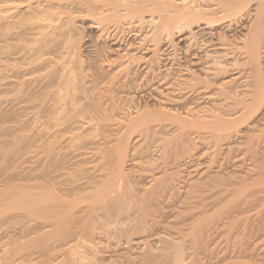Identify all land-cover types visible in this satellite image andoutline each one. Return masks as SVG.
<instances>
[{
  "label": "rangeland",
  "instance_id": "1",
  "mask_svg": "<svg viewBox=\"0 0 264 264\" xmlns=\"http://www.w3.org/2000/svg\"><path fill=\"white\" fill-rule=\"evenodd\" d=\"M254 1L250 2V4L247 5L248 7L243 10L244 12L242 11L240 16L237 15L234 18L233 16L230 18L229 16L227 18L224 17L225 19L222 18V20H219L217 22L218 25L211 29L205 28V26L203 25H201L200 27H194L193 30L196 34L194 35L195 37L188 40L189 42L186 40L181 41L178 39L179 36H184V34H174L172 37L173 43L169 42L167 37L162 40L158 46L159 60L156 62V66L160 67L157 70H160L154 71V73L151 75V79L149 78L150 80L147 76L143 77V75L141 74L142 71H140L141 69L135 65L136 67H138L137 69L141 76L137 71V73H135L134 75L133 73H130L129 79L128 77L124 79L119 78L120 80L118 79L117 82L115 80H112L113 83L109 80L107 83H103L101 85H98L97 87L92 86L90 81L92 78V76H90L92 69H86L84 74L87 73L89 76L87 74L85 75L89 78H85V82L87 81V83H85L84 86H89V88L87 87V92L90 89V92H88L89 94L91 93L90 96L92 97L90 99V102L95 104L98 103V105L101 104L102 107H105L103 105L107 104V108L110 106H115L114 108L111 107L112 109L110 108V110L112 111L114 109L113 112L108 110L110 114V120L107 117L108 120L106 121V123L108 122L109 125L106 129H104V131H98L97 128H90L91 124H95L96 122L101 120V117L99 116L98 118L100 119H98V121H96L97 116L96 118L95 116H92L93 114L89 116L91 112L87 113V115L89 116V119H87L88 117H86L87 115H85L86 112H83V116L82 113L78 114L77 112L73 111L71 106H65V109L58 108V110L54 108L56 106L55 104H52L53 106L55 105L54 107L50 104L51 102H55L53 100L47 99L46 97L43 98H45V100H48V102L46 101L45 103V100L43 102L42 99L38 100L37 102L40 103V105L38 106L40 108H38L37 105L39 103H36L35 101V104H37V108H34L31 107L30 104H26V102L22 101L21 98L19 99L18 95L16 96L15 91H12L13 88H11L13 86L10 87V85L12 84L4 87L6 89L9 87V89H7L8 92L0 94V211H3L0 214V264H10V262L12 263L13 261H15L14 264H58V262H60V260L64 258L66 249L69 245L73 244L72 241L71 244L68 243L67 246L66 244L62 245V243L58 240L60 244L58 245L56 241L57 238L56 240H54V237L52 236L53 239H50V236H48L49 234H42V232L45 230L48 233L50 232V235L53 234L52 232L56 230L55 227L50 226L47 228L45 227L44 229L41 228L40 224L42 222L41 225L44 226V219H41L39 217L35 219L37 215L35 216L34 213H30L29 211L28 212L31 215L29 214V217H27L28 212L26 210L29 208L28 206H25L26 210L23 211L20 208L18 209V207H11V204H13L14 201L19 198V196L23 195L24 197L25 191V197L27 196L26 198L24 197L26 204L29 201V203H31L32 201L38 202L37 200H39V193H41L44 187L46 186L44 190L50 189L49 191H52L53 189L55 190V192L58 191L57 188L62 190L70 188V190L72 189V192L73 190H75L74 192L77 193L76 196L79 197L77 198L75 196V199L80 200V202L83 201V203L85 202V206L83 205V203H81V205L86 208L88 206L86 201L92 202L93 197L97 196L100 190H102V188H104L107 183H109L110 181L112 182L113 179H117V175L114 172L116 167V151L115 147L113 148V146H115V141L118 138L124 136L125 128L123 126L130 119V117L132 118L136 116V110H138V107H142L143 105H145V103L146 105H150L152 108H156L157 104L166 105L168 107L174 106L175 99L177 98V96H180L182 95L181 93L186 92L187 96L185 95L186 98H184V100L192 103L191 106H194L195 110L194 114L201 115L203 113H211L212 111L214 113L220 114L223 119L225 118V120L235 117L236 113L239 112H237V110H239V108H242L241 105L244 104V102L246 101H244L243 99H247L249 101L252 97V92H250L252 87H248L249 85L247 86V84H251V81L254 80L253 77L256 74L254 69H250L251 66L248 63L246 64L247 50L243 43V40L245 42V37L248 28L251 25L250 22H252L254 18L253 14H255V11L253 10L255 9V5H257V3H255ZM35 2L36 0H11L7 3L9 5L8 7H11V10H9L8 13H24L27 11V6L29 5V3H31L30 5L33 6L36 4ZM41 2L42 4H46L47 0H41ZM203 3H206L209 7H211L210 9L213 8L212 10L217 7L216 12H218V10L220 9L218 7L217 0H205L202 2V4ZM71 6L72 5H70V7ZM70 7H67L68 10L66 9V7L60 9V15L62 21L64 20L63 22H66V20L69 19V15L71 18L73 17V21L69 24V26L73 28V31L71 32V35L69 34L68 36H72L70 41L79 40V49L80 51H82V58L85 60L84 63L87 66L88 64H90L91 57L94 55V53H92L95 51L94 44H111L112 40L110 41V38H108L104 34V32H98L100 31L98 28L92 27L93 19L91 16L87 15L86 13H79L74 8ZM220 15L221 13L218 14V16ZM127 18L129 19V17H125L121 21L122 25L120 24V27H129V24H127L126 22H130V20H128ZM133 24H136V22H131L130 25ZM108 26H111L110 30L114 29V25H112V22H110V24H104V27ZM134 28H137L139 34L143 35H139V37L130 35V33H128L127 31V28L125 32L122 33L123 39L121 41L125 44L131 42L133 47H137V50L139 52L138 55L146 54L144 53L145 43L143 42V39L144 34H149L151 25L149 23L142 22L137 24V27ZM19 30H12L13 37L16 36ZM32 31L30 32H35ZM100 34H103V36H99ZM68 36H63L62 39L60 37L59 40L61 41L64 38L66 39L68 38ZM26 37L31 38L32 35L29 33V35ZM260 38L262 39H260V41H262L260 43V51L263 52H260V66L264 68V30ZM16 41L17 40L15 39L11 40V42L13 43H16ZM0 43L1 45L4 44L2 37L0 38ZM170 43L172 44L170 45ZM89 53L92 55H89ZM54 54H52L51 57H48L52 58V61H56V63H58L56 66L58 68L62 59H59L60 57L57 56V53ZM107 54L115 55L116 53L112 51L111 53L107 52L106 55ZM17 56H11L13 60H2L0 62V70H2V68L4 67L3 65L7 64L6 67H8L7 69L9 71L7 72V74L11 76V78L9 77L8 80L11 83L17 81V78L12 75L13 70L16 69L15 66L12 65L18 63V61L15 60ZM53 56L56 57V59H53ZM200 56V63H195V59L200 58ZM215 56H217L224 62H227L229 65L226 66L227 69H225L224 74L221 75L220 73L217 77H213L210 75L209 79L212 80L213 78V80L210 81L209 87H207L205 90L206 94H210V97L208 96L205 98H201L194 93H189L190 88L187 84H183L184 81L187 80V78L191 76V73L194 72H199L202 76V73L206 71L203 70V67H207L208 65L213 66L212 61L210 60L212 59V57ZM11 67L14 69H12ZM48 67L49 68L47 69L56 68L53 62L52 65L50 64V66ZM237 73H239V78L236 82L232 84L234 93H232V95L229 94L231 96H228L226 98L223 94L217 91V85L214 82L216 79L221 78V76L230 78L236 75ZM132 77L136 78L132 79ZM161 77L162 81L163 78L166 77V80L164 79L163 82L165 83L166 81H170L169 85L171 84V87H168V85H166L167 87L164 88L165 85H163L162 81L160 80ZM126 81L128 83H126ZM126 84H128V86ZM182 89H185L184 92ZM241 100H243V103H239V101ZM101 105L99 106L101 107ZM50 107L51 109L53 108L54 110H58L59 112L50 110ZM49 110L52 111V114L49 113ZM196 110L201 111H199L198 113ZM252 112V115H249L250 118L247 119L248 121L241 124L242 126L239 125L240 128H236L239 131H233V136L231 135L230 138L221 141L218 144L209 142L212 139L210 137L211 140H209L208 136H210V132H208L207 129L190 128L187 129L188 132H185L187 136L185 134L186 141H184L183 144H181L182 142L178 144H174V142H171L169 145V142H166L167 144L164 146L163 141L165 140V138H167V140L171 138L170 140H172V137L174 136H170L174 133L173 129L175 128L171 129V126L169 125L170 122L168 120L163 123L160 122V124L159 122L152 123V127H148L147 129H145L146 131L144 130L139 132L135 131L133 133L131 132L132 134L130 133V142H128L129 150L123 166L124 178L120 180L121 186L119 188V191H117L118 193H116V190H114L115 188H112L114 191L111 192L112 194L110 193V198L112 200L115 199V195L120 197L122 194V196L124 197L129 196L127 198H124L126 199V210L124 212H121V214H118L119 216L115 214L113 215L112 211H110L112 210V208L109 207L111 208L109 210V208L107 207L109 205H104L103 203H96L100 204L98 205L100 207H96V213L98 211L96 217H98L99 215L98 218H102L98 219L95 217L99 227L95 230L94 234L95 247L98 249V255L101 256L100 258L108 256L113 257V259L111 258V260L107 261L109 263L112 262L114 264L118 261L125 259L129 261L133 260L135 262L141 257L140 253L141 251L143 252L144 248L141 250L140 248L142 246L139 248L137 247V245L134 244L136 239L142 235L144 237L145 233L134 230L132 231L130 230V228L132 229L138 224L137 219L141 215L140 213L143 210L142 207H144V209L146 208L147 211L149 210L150 213L148 215L147 220L149 226L147 225L148 228L146 226V231L147 229H149V234L154 233L152 234L154 235L153 237H155L156 230L157 234L159 235L165 234L166 231L167 239H170L171 235L174 236L173 233L176 230L181 229L180 227L185 230L186 233H184V230L181 229L183 230L182 237L185 235V238L183 237V240L179 238L183 242L179 239L177 240L182 243L186 241L183 245L186 249L185 252L187 251V254L189 253L190 255V258L187 260L190 261V263L188 262L189 264H225L226 261H228V259L225 260V257L231 256L233 259L234 254L235 256H238V254H240L237 251H240L241 249V251H243L245 250V248L247 250H245L246 253H251V250L253 249L252 251H254L253 253L256 255L253 259L250 260L248 258H245V261H249L250 264L254 262L255 264H262L263 261L261 260V258L264 249V176L256 174V171L259 169L260 166L261 161L259 160V162L257 160L259 157H261L262 151L260 148L263 144V135L261 132L258 133V131H260L263 126L260 127L262 125V121H260V113L262 112L261 109L260 111H256L255 109V111L252 110ZM100 115L102 114L100 113ZM91 116L94 118H91ZM182 116H184L185 118H190V115L186 113H183ZM83 118L85 119L83 120ZM122 122L125 123L123 124ZM82 128L84 131L82 130ZM245 128H248L249 130L247 129L246 131H250V133H252L250 129L254 128L253 133L256 134H253L254 139L252 140V142L254 141V146L252 147L253 152L251 151L252 155H249L250 152H245L246 150H244V148L247 146L246 144L242 143V136H245V134L242 133H244L243 131H245ZM80 136L82 137L80 140H78V142L76 138ZM179 144H181L182 146ZM46 147L50 149L51 153L47 151L48 149ZM46 151L48 152V154H46ZM102 152L107 155L104 156L105 154L103 155ZM49 153L51 155L47 156L49 155ZM108 154L110 156H108ZM113 173L116 178H114ZM48 176H50L51 179L50 177L48 178ZM153 176H155L157 181L158 176L160 181L162 180V178V181H164L165 178V182L167 181L165 191L154 190L156 192H151V190L153 191V189L156 187L155 184L158 185V182L156 180H153ZM228 177L233 180L239 178L237 181H244L245 183H248V185L253 184L249 186L250 190L247 192V194H245H250L246 198L247 201L245 205L244 203L240 204L241 201L238 200L239 198H236V196H232L233 194L224 195L225 198H227L225 199L223 198L224 196L220 197L216 193L219 191L218 189H223L224 187H226V184H222L221 181L223 179L225 181ZM221 178L222 180H220ZM241 179L242 181H240ZM42 181L45 185L40 184L43 183ZM62 181H64V183ZM50 184H58V186L52 185L51 188ZM61 184L65 186L63 187L61 186ZM30 185L31 188H29ZM40 185L44 187H41ZM11 190L12 192H10ZM21 190L23 191L21 192ZM20 192L22 193V195L20 194ZM14 194H18L19 196L17 195V198L15 199L16 195ZM78 194H81V196ZM30 195L32 198H30ZM58 195L61 196L62 194ZM63 195V198H66V200H70L75 195V193L73 195L72 193H70L69 196L71 198H67L68 195L66 196V194ZM11 196H13L14 198ZM87 196L91 197V200H87ZM82 197H85V200L81 201V199H83ZM213 197L216 198L214 199ZM219 197L222 198V200L219 199ZM36 202H32L33 207L35 205L38 207ZM8 206L9 208L11 207L13 209H9ZM78 206H80V204ZM105 206L108 209H106ZM85 208H78L80 212L76 208L78 211L77 216H75L76 213H72L77 212L76 209H74L75 211L70 210V212L72 211L71 213L74 214V219H71L75 220V222L78 221L81 223V221L83 220L79 221L78 218L80 216V213V219L86 218L83 217L85 215H82L84 210H86ZM19 210L22 211H20L22 213L21 216H19ZM32 210L33 212H36L34 211V209ZM108 211H110L109 213L112 214H107ZM16 212L17 214H14ZM70 212L69 216L71 214ZM85 213L86 212H84L83 214ZM12 214L13 217L16 216L15 219L10 216ZM110 216L113 217L110 218ZM26 217L28 218V220ZM10 218L12 220H10ZM107 219H111L110 222H108ZM192 221H196V223H193ZM24 225L27 229H24ZM78 225L79 223H77V225L73 224L74 227H72V230H78ZM196 225L198 229L197 231L203 228L199 231L200 239L199 236L197 237L199 233L195 229L192 230V227L196 228ZM37 227L43 230H40L39 228L37 229ZM51 227L55 228V230H52ZM21 229L27 233V236L29 235L27 239L24 238L25 240L19 238V232H22ZM194 230L196 231V238L195 236H192L194 235ZM191 236L194 239H192ZM129 239L131 241H129ZM148 239L151 238L149 237ZM190 239H192V241L194 240L193 243H191ZM197 242L199 244H197ZM28 247L29 249H27ZM136 251L139 252L140 256H137L138 253H136ZM51 253H53V255H51ZM25 254L26 256L27 254H30L29 257L30 259L32 258L30 262L27 260H24V262H21V260H17L21 255L22 257H24ZM136 256L139 258L137 259ZM114 258L116 261H112L114 260Z\"/></svg>",
  "mask_w": 264,
  "mask_h": 264
},
{
  "label": "bare ground",
  "instance_id": "2",
  "mask_svg": "<svg viewBox=\"0 0 264 264\" xmlns=\"http://www.w3.org/2000/svg\"><path fill=\"white\" fill-rule=\"evenodd\" d=\"M9 1H11V0H0V38L2 37L3 42H4L3 45H1V43H0V45H1L0 46V56H1L0 62L2 60L3 61L4 60L5 61L13 60L11 58V56H13V55L17 56V54H18V56L15 58V60L18 61V63L16 62L17 64H14V65L11 64L12 66H15V68H16L15 70H13L12 75L15 78H17V81L14 83L9 82L8 79H9V77L11 78V76L7 74V72H9L7 69L8 67H6L7 64L6 65L2 64L4 67L2 66L3 68H2V70H0V94L8 92L7 89H9V87L7 89L4 87L12 84V85H10V87L13 86L11 88H13L12 91H15L16 96L18 95L19 99L21 98L22 101L26 102V104L27 103L30 104L31 107L35 108L37 105V104H35V101H36V103H39L37 101L42 99L44 102L45 98H43V97H46L47 99L53 100L55 102V103L49 102L51 105L52 104L56 105V106L54 105L55 107L52 105L55 109H58V108H61V109L64 108L65 109V106L66 107L71 106L73 111L77 112L78 114L82 113L83 116H84L83 112H86L85 115H87V113L91 112L89 114V116L91 114H93L92 116H95V118L97 116V120L95 119L96 121H98V119H100V118H98V116L101 117V120L96 122L95 124H91L90 128H95V129L97 128L98 131L99 130L104 131V129H106L109 125V123L108 122L106 123V121L108 120V118L110 116L109 111H112V110H110V108L111 107L114 108L115 106H110L111 105L110 104V105H108L110 107L107 108V106H106L107 104L103 105L105 107H102V105L99 104V105H101V107H100L98 105V103L95 104V103L90 102V99L92 98L90 96L91 93L90 94L88 93V92H90V89L87 92L89 86H87L88 88L84 86V84L87 83V81L85 82V78H87L89 76L87 73H85V74H87L88 76H86L84 74L86 69H92V72L90 75V76H92V78L90 81H91L92 86H97V87H98V85H101L103 83H107L109 80L111 82H112V80H115L117 82L119 78L124 79V78L128 77V79H129V77H130L129 74L133 73V75H134L135 73H137L138 67L141 69L140 71H142L141 74L143 75V77L147 76L148 79L149 78L151 79V75L154 73V71H156L158 68H160L159 66H156V62L159 60V54H158L159 47L158 46L162 40H164L167 37L169 42H172L173 41L172 37L174 34H184V36H179L178 39L181 41H184V40L188 41L189 39L195 37L194 35L196 33L193 30L194 27H200L201 25H203V26H205V28L211 29V28L217 26L218 25L217 22L219 20H222V18H224V17L227 18L229 16V18H230L233 16V18H234L237 15L240 16L242 11L248 7L247 5L250 4V2H253L254 0L253 1L252 0H217L218 1V7L220 8V9L218 8L219 9L218 12H216L217 7L214 10H212L213 8L210 9L211 7H209L206 3L202 4V2L205 0H47L46 4H42L41 0H36V2H35L36 4L33 6H31L30 5L31 3H29V5L27 6L26 12H24V13H18L17 12L15 14L8 13V11L11 10V7H8L9 5L7 4ZM256 1H254L255 3H257V5H255V9L253 10V11H255V14H253L254 18H253L252 22L249 21L251 23V25L248 28L247 34L245 33L246 34V37L244 36L245 42L243 40V43H244L246 50H247V52H246L247 53L246 54L247 55L246 56V60H247L246 64L248 63L252 67V68L250 67V69H254L256 74L254 72L255 76L253 77L254 80L251 81V84H249V83L247 84V86L249 85L248 87H250V86L252 87L251 91H250V92H252V95H251L252 97L249 101L247 99H243L244 101L246 100L245 101L246 103L244 102V104H242V105L240 104L242 106V108H239V110H237V112L239 111L240 114L238 112V113H236L235 117H233L231 119L229 118L228 120H225V118L223 119L220 114L214 113L212 111H211V113H203L201 115H196V114H194L195 113L194 106L193 107L191 106L192 103L184 100V98H186V96H187V93L184 92L185 89L184 90L182 89L184 93H181L182 95L177 96V98L175 99L174 106L168 107L166 105L157 104L156 108H152L150 105H146V103H145V105H143L142 107H138V110H136L137 114L135 117H132V118L130 117V119L126 123L122 122L123 124L125 123V125L123 126L125 128L124 136L121 135L122 137L118 138L117 140L115 139L116 140L115 146H113V148L115 147V151H116V154H115L116 167H115V170L114 169L113 170H114L115 174L117 175V179L116 180L113 179V181L112 182L110 181L111 183L110 182L107 183V185L104 186V188H102V190H100V192L98 191L99 192L98 195L93 197L92 202L90 201L91 203L89 201H86V203L88 204V206L86 208L84 207L85 202L83 203V201H82V200H85L84 199L85 197H82L83 198V199H81L82 202H80V200L75 199V196L77 195V193L74 192L75 190H73V192H72V189L70 190V188L64 189V190L57 188L58 191L55 192V190H53V189H52V191H49L50 189L49 190L47 189L48 191L44 190L46 186L44 187V186L40 185L41 187H44V189H43L44 191L43 190H42V192L40 191L41 193H39L40 195L38 196L39 200H37L38 202L35 201L36 204L38 205V207L34 204L36 206V207L34 206L35 208L33 207V203H35V202L32 200L31 201L33 203L32 202L29 203L30 202L29 201L28 202L29 204L28 203L26 204L25 199H24V197L26 195V191H25V193L23 192L25 194L24 197L21 193L23 190H21V192H20V194L22 196H19L18 194H14V195H16L15 199L17 198V195L19 196V198L16 199V201L13 200L14 203L11 204L12 205L11 207H13V208L18 207V209L20 208L24 211V210H26L25 206H28L29 208L26 211L27 212L29 211L30 213H34L35 216L37 215L35 217V219L37 217L44 219V222H43L44 226L41 225L42 222L40 221L41 222V224H40L41 228L44 229L45 227L47 228L50 226H53L56 228V230H55V228L51 227L52 230H55L54 232H52L53 234L50 235V232L48 233L45 230L46 232L45 231L42 232L43 235L49 234L48 236H50V239L51 238L53 239V237H54V240H56V238H57L56 241H57L58 245H60L59 241L62 243V245L63 244L67 245L68 243L71 244V241H72L73 244H71L69 246L67 245L68 248L66 249V253L63 252V253H65L64 258L62 260H60V262H58V264H113L112 262L109 263L107 261V260H111V258L113 259V257L108 256V257L100 258L101 256L98 255V249L95 247L94 234H95V230L98 229V227H99L98 222H96V218L99 217V215H98V217H96V215L98 213V211L96 213V209L98 207H100L98 205L103 203L104 205L105 204L109 205V206H107L108 208L109 207L112 208V210H110L111 208H109V210L112 211L113 215L114 214L115 215L121 214V212H124L126 210V208H125L126 199H124L126 196L124 197V196H122L123 194L120 193V194H122L121 197L115 195V199L112 200L110 198L111 197L110 193L113 192L114 190H116V193H118L117 191H119V188L121 186L120 180L124 178L123 177L124 176L123 166H124L127 154H128V150H129L128 149V142H130L129 140H130L131 134L135 131L136 132L137 131L138 132L144 131L145 129L150 127L152 125V123L159 122V124H160V122L163 123V122H166V120H168L170 122L169 125L171 126V129L175 128V129H173V132L175 134L173 133L172 135H170V136L174 135L172 137L173 139L170 140L171 139L170 138L167 140V138H165V140L163 141L164 146L168 142H169L168 143L169 145L171 142H174V144H178V143L182 142L181 144H183V142L186 141V139H185L186 133L185 132L186 131L188 132L187 129H190V128L191 129L192 128L207 129L208 132H210V136H208L209 140L212 139L209 142H213L214 144H218L221 141H224V140H227L228 138H230L231 135L233 136V134H232L233 131L235 132V130H238L236 128L239 127V125L248 121L247 119L250 118L249 115H252V113H253L252 110L255 111V109H256V111H258V110L260 111V109H261L262 112L261 113L259 112V113H260V121H262V125L260 127L263 126V128H261V129L259 128L260 131H258V133L261 132L263 135V138H262L263 144L261 145V148H260L262 151L261 157H259V158L257 157L258 160L256 158L257 161H259V160L261 161V162L259 161L260 166H259V169L256 171L257 172L256 174L264 176V68H262L260 66L261 65L260 52H262V51H260V43L262 42V41H260V39H261L260 36L264 30V0H256ZM70 5H72V6L70 7ZM68 6L70 8H74L79 13L80 12L86 13L87 15L91 16L93 19L92 27L98 28L100 30L98 32H104V34L108 38H110V41L112 40L111 44L110 43L109 44L106 43V45L94 44L95 45L94 46L95 51L92 52V53H94V55L91 57L90 64H88L87 66L84 63L85 60L82 58V56H83L82 51H80V49H79V45H78L79 40H73L72 39L73 41H70L72 36H70V37L68 36L69 34L71 35V32L73 31V28L71 26H69L70 22L73 21L72 20L73 17L71 18L69 15V17H68L69 19H67L66 22H63L64 20L62 21V18L60 15L61 14L60 9L66 7V9L68 10V8H67ZM12 8H14V7H12ZM219 13H221L220 16H218ZM125 17H129V19L128 18L127 19L130 20V22L129 21L126 22L127 24H129V27L123 28L120 26L122 25L121 21ZM231 19H230V21H231ZM110 22H112V25H114V27H113L114 29H112V30H110L111 26L104 27V24H108V23L110 24ZM131 22H136V24L130 25ZM142 22L149 23L151 25V29H150L148 35L144 34V39H143L144 40L143 42L145 43L144 53H146V54L138 55L139 52L137 50V47H133L131 42L130 43L128 42L125 44L121 40L123 39L122 33L125 32V30L127 28H128L127 31H128V33H130V35H134L137 37H139V35L140 36L143 35V34H139V31H137V28H134V27H137V24L142 23ZM119 28H121V29H119ZM13 29H17V30L20 29L17 32L16 36L14 35L15 37H13V35H12ZM31 29L35 32L31 33L30 32V31H32ZM28 31L32 35L31 38L26 37L29 35ZM101 35L103 36V34H100L99 36H101ZM63 36H65V37L68 36V38H66V39L64 38L63 40L60 41L59 38L61 37V39H62ZM13 38L15 40H17L16 43H13L15 41L11 42V40H14ZM68 42H69V44H68ZM172 43H170V45ZM112 51H114L116 54L115 55H113V54H107L106 55L107 52L111 53ZM54 53H57L58 54L57 56L60 57V58L59 57H57V58L62 59L61 63L59 62L60 68H59V66H58V68L56 67L58 64V63H56V61L54 62V61H52V58L48 57V56L51 57V55ZM89 55H92V54L89 53ZM54 58L56 59V57L53 56V59ZM200 59H201V56H200V58L195 59L196 61H194V62L200 63ZM210 61H212L213 66H209V65L207 67L204 66L203 70H206V71L202 73L203 74L202 76L199 72L198 73L194 72V73H191V76H189V78H187V80L184 81L183 84H187L188 87L190 88L189 93L190 92H191V94L194 93L201 98H205L208 96L210 97V94H206V92H205L206 88L209 87V85H210V81L213 80V78H212V80L209 79L210 75L213 77H217L220 73H221V75L224 74L225 69H227L226 66L229 65L227 62H224L223 60L219 59L217 56L212 57V59ZM52 62L56 68L47 69V68H49L48 66H50V64L52 65ZM13 63H14V61H13ZM207 63H209V62H207ZM135 65L138 67H136ZM12 69H14V68H12ZM159 70H157V71H159ZM40 72H42V73H40ZM138 73H139V71H138ZM10 74H11V72H10ZM141 74L139 73L140 76H141ZM238 74L239 73H237L236 75H234L233 77H230V78L221 76V78L216 79L215 82L213 81L217 85V88H216V89H218L217 91L220 92L221 94H223L226 98L228 96L230 97L232 95V93H234L232 84L234 82H236L237 79L239 78ZM207 77H208V79H207ZM133 78L134 77H132V79ZM141 79H142V77H141ZM161 79H162V77L160 78V80ZM164 79L166 80V77L163 78V81H164ZM123 81H125V80H123ZM145 81H146V79H145ZM163 81H162V83H163V85H165L164 88L167 87L166 85H168V87H171L170 86L171 84L169 85L170 81H168V82L166 81L165 83ZM126 83H128V82L126 81ZM118 85H120V84H118ZM126 85L128 86V84H126ZM143 85H145V84H143ZM117 87H119V86H117ZM113 90H115V89H113ZM229 94H231V95H229ZM243 100L239 101V103L240 102L243 103ZM22 101H20V102H22ZM46 101L48 102V100H45V103H46ZM102 104H104V103H102ZM39 105H40V103L37 105V107ZM112 105H113V103H112ZM38 108H40V107H38ZM41 108H42V105H41ZM49 109L52 111H56L53 108L51 109V107ZM52 111H50L49 113H51ZM113 111H114V109H113ZM199 111H201V110H199ZM199 111H197V112L199 113ZM112 112H110V113H112ZM100 113L102 115H100ZM183 113L190 115V118H185L184 116H182ZM106 115H108V116H106ZM113 115H115V114H113ZM89 116L88 115L86 116V117H88L87 119H89ZM92 116H91V118H94ZM220 116H221V118H220ZM66 117H67V115H66ZM63 118H65V117H63ZM84 119L85 118H83V120ZM245 119H246V121H245ZM109 120H110V118H109ZM115 123H116V120H115ZM251 125H253V124H251ZM259 125H260V123H259ZM247 129L248 128H245V131H243L244 133H242V134H245V136L244 135L242 136L244 138V139L242 138V140H243L242 143L246 144V146H247V147H245L246 149L244 148V150H246L245 152L246 153L250 152L249 155L250 154L252 155L251 151H252V147L254 146V143H253L254 141L252 142V140L254 139V137H253L254 133H253V129H250L252 133H250V131L249 132L246 131ZM82 130H83V128H82ZM95 135H96V133H95ZM254 135H256V134H254ZM186 136H187V134H186ZM81 137L82 136L76 138L77 141L80 140ZM210 137H211V139H210ZM48 138H50V137H48ZM71 141H72V139H71ZM174 144H173V146H174ZM181 144H179V145H181ZM255 145H256V143H255ZM47 149H45V150H47ZM247 150H248V152H247ZM47 151L50 152V149H48ZM47 151H46V154H48ZM104 152H102L103 155L105 154ZM50 153L47 156H50L51 155ZM106 153H108V152H106ZM106 155L107 154H105L104 156H106ZM108 156H110V155L108 154ZM147 163H148V161H147ZM58 170H59V168H58ZM47 175H48V173H47ZM113 176H114V173H113ZM49 177L50 176H48V178ZM51 177H52V174H51ZM51 177H50V179H51ZM153 177H154L153 180H156L155 176H153ZM71 178H72V176H71ZM114 178H116V176H114ZM224 179H225V176H224ZM224 179L222 180V178H221L220 180H222L221 181L222 184L223 183L226 184L225 185L226 187H224L223 189H218L219 191L216 193L220 197H223L224 195H232L233 194L232 196H236V198H239L238 200L241 201L240 204L244 203V205H245L246 201H247L246 198H247V196L250 195V194H248V195H245V194H247V192L250 190L249 186H251L253 184L248 185V183H245L244 181L239 182V181H237L239 178H236L235 180H233V179L228 177L225 181H224ZM162 180H163V178H162ZM162 180L160 181L159 176H158V181L156 180L158 182V185L155 184L156 187L153 189V191L151 190L152 193L156 192L157 190H160V191L166 190V182L167 181L165 182V178H164V181H162ZM65 181H66V179H65ZM240 181H242V179ZM62 182L64 183V181H62ZM40 184L45 185L44 182L40 183ZM50 185L49 186L52 188L53 184H50ZM55 185L58 186V184H54L53 186H55ZM61 186H63V185L61 184ZM24 188H25V186H24ZM24 188H22V189H24ZM29 188H31V185ZM112 188H115V189L113 190ZM73 189H76V188H73ZM154 190H156V191H154ZM18 191H20V190H18ZM10 192H12V190ZM57 192H59V193H57ZM0 193H1V191H0ZM70 193H72V195L75 193V195L73 196L74 199H73V197L71 198L69 196ZM58 194H60V195L62 194V195L59 196ZM63 194H66V196L68 195L67 198H71V199L66 200V198H63V196H64ZM78 195L81 196V194H78ZM88 195H90V194H88ZM150 195H149V197H150ZM82 196H84V195H82ZM11 197H13V196H11ZM127 197H129V196H127ZM220 197H219V199L222 200V198H220ZM30 198H32L31 195H30ZM77 198H79V197H77ZM213 198L215 199L216 197H213ZM223 198H225V196ZM10 199H12V198H10ZM225 199H227V198H225ZM65 200L68 202H66ZM87 200H91V197L87 196ZM210 200H211V198H210ZM62 202H63V204H62ZM207 202H209V201H207ZM81 203H83L84 206L81 205ZM96 203H100V204H96ZM79 204H80V206H83V207L78 206ZM9 206H8V208H9ZM11 207L9 209L12 210L13 208H11ZM107 207H106V209H108ZM31 208L34 209V211H36V212L38 211V212L37 213L33 212V210ZM76 208L77 209L78 208L79 209L85 208L86 210L88 209L87 211L84 210V212H86L85 214H83L84 212L82 213V215H85L83 217H86V218L80 219L81 213H80L79 218L76 217L79 219V221L83 220V221H81V223L78 221L75 222V220H73L74 214H72V213H76L75 216H77L78 211L80 212V210L78 209V211H77ZM15 209H17V208H15ZM74 209H76L77 212L71 211L72 212L71 213L70 210H74ZM142 209L143 210L140 213L141 215L137 219L138 224L137 225L135 224L136 226L133 227L132 229L130 228V230H132V231L134 230V231H138V232H144L146 235V234H149V229H147V231H146V226L149 224V223H147V220H148V215L150 213H149V210L147 211L146 208L144 209V207H142ZM20 211L21 210H19L18 212H20ZM26 211H25V213H26ZM110 211H108L107 214L111 215L112 213L110 214L109 213ZM2 212L3 211H0V214ZM21 212H20V215L18 214L19 216L22 215ZM29 212H28L27 217H29V214H30ZM69 212L71 213L70 216H69ZM228 213H230V212H228ZM14 214H17V212ZM18 215H17V217H18ZM10 216L13 217V214ZM15 217L16 216H14L13 218L15 219ZM111 217H113V216H110V218ZM114 217H116V216H114ZM71 218H73V219H71ZM149 218H151V217H149ZM98 219H102V218H98ZM10 220H12V219L10 218ZM27 220H28V218H27ZM110 220H108V222H110ZM112 220H113V218H112ZM118 220H120V219H118ZM122 221H123V218H122ZM9 222H11V221H9ZM13 223H16V222H13ZM21 223H23V222H21ZM77 223H79V225L77 227L79 229L78 230L76 229V231L72 230V227H74L73 224L77 225ZM115 223H116V221H115ZM193 223H196V221ZM208 224H210V223H208ZM104 225H105V223H104ZM193 225H195V224H193ZM22 226H23V224H22ZM148 226H147V228H148ZM18 227H20V226H18ZM100 227H101V225H100ZM150 227H152V226H150ZM189 227H191V226H189ZM195 227L196 228L192 227V230L195 229L197 231L198 230L197 225ZM21 228H23V227H21ZM25 228L26 227L24 225V229ZM38 228L39 227H37V229ZM178 228H179V226H178ZM180 228L183 229L182 227H180ZM43 229H40V230H43ZM181 229L176 230L173 233L174 236L171 235L170 239L166 238V231H165V234L159 235V234H157V230L155 232V237H153L154 235H152L154 233L149 234L150 236L146 235V237H145V235H144V237H143V235H142V236L138 237L136 239L134 245H137V247H139V248L142 246L140 248L141 250L144 248L143 252L141 251L142 254L140 253L141 257L140 258L137 257L139 255V252L136 251V253H138L136 257H137V259L139 258L137 261L134 262L132 260L133 261L132 262V261L125 259V260L118 261L114 264H189L190 261H187V260L190 258V255H189V253L187 254V251L185 252L186 249H185L183 244L186 241L184 243H182L183 242L182 238L183 237L185 238V235L182 237V233H183L182 231L184 229L183 230H181ZM202 229H200V230H202ZM18 230H20V229H18ZM121 230H123V229H121ZM195 230L193 231L194 235H192V236H195V238H196V235H195L196 231ZM26 231H28V230H26ZM100 231H102V230H100ZM199 231H197L199 233L197 235V237L199 236V239H200V232ZM29 232H30V229H29ZM36 232H37V230H36ZM34 233H35V230H34ZM130 233H132V232H130ZM184 233H186L185 230H184ZM12 234H13V232H12ZM16 234H17V231H16ZM19 234H20L19 238H21V239H24V238L27 239V237L29 236V235L27 236V233L24 232L23 230H22V232L20 231ZM189 235H190V233H189ZM149 237L151 239H148ZM125 238H126V236H125ZM179 238H181L182 240ZM177 239H179L182 242H179V240H177ZM192 239H194V238L192 237ZM192 239H190L191 243H193V241H194V240L192 241ZM184 240H186V239H184ZM129 241H131V240L129 239ZM129 241H127V242H129ZM198 242H197V244H199ZM200 243H201V241H200ZM196 246H198V245H196ZM105 248H106V246H105ZM189 248H191V247H189ZM27 249H29V247ZM187 249H188V247H187ZM245 250H246V248H245ZM245 250H243L241 252L237 251L240 254L241 253L242 254H241V256H240V254H238V256L236 255L237 257L234 254L235 258L233 257V259L231 256L225 257V260L228 259V261H226L225 264H250L249 261H245L244 259L248 258L250 260V259H253L256 255L253 253L254 252V251H252L253 249L251 250V253H253V254H251L249 251H248L249 253H246L247 250L246 251ZM110 254H111V252H110ZM190 254H191V252H190ZM29 255L27 254V256H26V254H25L24 257H22V255H21L17 260H19V261L21 260V262L22 261L24 262V260H27L30 262L32 260V258L30 259ZM51 255H53V253H51ZM61 256H62V254H61ZM191 258H192V256H191ZM121 259H123V258H121ZM261 260L264 263V249L262 252ZM112 261H116L115 258ZM14 262L15 261H13L12 263L10 262V264H14ZM251 264H255V262L251 263Z\"/></svg>",
  "mask_w": 264,
  "mask_h": 264
}]
</instances>
